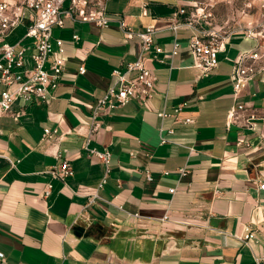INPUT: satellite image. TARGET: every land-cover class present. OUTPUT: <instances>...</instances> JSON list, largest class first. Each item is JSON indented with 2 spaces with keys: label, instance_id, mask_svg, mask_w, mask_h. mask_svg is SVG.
<instances>
[{
  "label": "crops",
  "instance_id": "1",
  "mask_svg": "<svg viewBox=\"0 0 264 264\" xmlns=\"http://www.w3.org/2000/svg\"><path fill=\"white\" fill-rule=\"evenodd\" d=\"M106 8L108 28L66 20L55 29L52 57L64 61V72L53 100L18 101L0 120V264H255L252 250L233 236L252 225L264 244V77L255 76L235 94L232 69L256 47L239 26L264 20V0H107ZM196 9L199 27L208 29L210 22L234 30L219 66L206 76L193 67L192 30L173 29ZM118 18L135 32L147 26L157 31L145 55L157 76L154 97L93 120V106L114 84L113 71L139 52L138 40H126L119 30ZM24 34L21 26L9 39L17 43ZM176 39L180 49L171 60ZM182 102L188 107L174 114ZM239 106L244 110L229 122L230 110ZM46 129L56 135L45 142ZM88 149L110 152L108 173ZM58 152L74 172L65 183L47 173L60 163ZM183 168L186 176L179 174ZM166 212L172 222L146 219ZM134 214L144 218L136 221Z\"/></svg>",
  "mask_w": 264,
  "mask_h": 264
},
{
  "label": "built area",
  "instance_id": "2",
  "mask_svg": "<svg viewBox=\"0 0 264 264\" xmlns=\"http://www.w3.org/2000/svg\"><path fill=\"white\" fill-rule=\"evenodd\" d=\"M107 0H0V120L9 113L14 104L18 101L24 103L48 104L58 88L64 72V61L53 55V33L55 29H62L66 20L93 25L99 29L108 28L112 19L108 16L106 8ZM180 15H186L185 10H180ZM199 10L187 14L184 21L173 26L174 30L179 27H187L192 30V37L189 39V48L194 59L193 67L206 76L220 64L219 54L225 52L226 42L234 33L212 27L204 29L197 25ZM143 15H147V8L143 6ZM204 18L208 15L201 13ZM117 25L126 40H138L139 52L134 62L128 63L123 69L113 71L114 84H112L105 95L97 100L93 106V120L102 111L113 110L120 106L138 101L147 102L154 97L157 76L145 65V55L154 46V36L157 34L153 26H147L143 31L135 32L128 25L124 18L117 19ZM21 26L25 27V34L21 40L15 44L8 43V39ZM240 30L245 31L247 38L257 41L256 47L243 53L235 62L232 69L233 89L235 94H239L248 81L257 75L264 77V20L257 26L248 25ZM74 40H78L75 35ZM60 47L61 40H57ZM180 43L176 39L172 50L168 56L171 60L178 54ZM156 53H162L161 48L155 47ZM262 63V64H261ZM80 73L85 74V69L80 68ZM188 107L187 102H182L174 107V114H180ZM244 110L239 106L238 110L232 108L228 114L229 122L237 119L238 112ZM21 112L15 114V121H18ZM165 118L163 112L158 114ZM187 124H192L194 120L187 118ZM252 127V126H250ZM56 135V130H44L43 139L49 141ZM166 138H162V143H166ZM89 156L96 158L108 167L111 161V154L108 151L100 152L95 149H88ZM3 157L0 155V158ZM56 157L61 160L56 166L49 168L47 173L52 180H60L65 183L66 179L72 177L74 172L67 158L60 152ZM180 176H186V168L179 170ZM169 175V172H164ZM148 182L153 181L149 171L146 172ZM106 184L102 180L99 189ZM52 185L49 184L44 196L51 193ZM259 189L264 190V181L259 183ZM172 193L174 189L170 190ZM98 194L88 198V207L94 203ZM123 211L122 207H119ZM134 220L140 221L144 217L139 214L130 215ZM146 219L157 221L161 224L172 222L169 212L162 216H150ZM264 227V224L262 225ZM208 228V227H207ZM243 246L252 250L255 264H264V244L260 242L256 231L252 225L244 227L242 234L234 235ZM260 246L259 251H255L253 246ZM3 254L0 253V259Z\"/></svg>",
  "mask_w": 264,
  "mask_h": 264
},
{
  "label": "rangeland",
  "instance_id": "3",
  "mask_svg": "<svg viewBox=\"0 0 264 264\" xmlns=\"http://www.w3.org/2000/svg\"><path fill=\"white\" fill-rule=\"evenodd\" d=\"M229 28H230V30H232L231 27H229ZM7 41H8V43H12V44L15 43V39H12V38L11 39H8Z\"/></svg>",
  "mask_w": 264,
  "mask_h": 264
}]
</instances>
